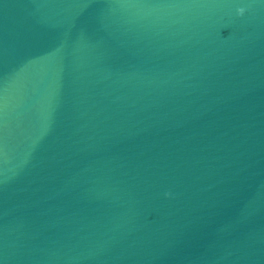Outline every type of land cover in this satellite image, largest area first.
<instances>
[{
	"label": "water",
	"instance_id": "water-1",
	"mask_svg": "<svg viewBox=\"0 0 264 264\" xmlns=\"http://www.w3.org/2000/svg\"><path fill=\"white\" fill-rule=\"evenodd\" d=\"M0 264H264V0H0Z\"/></svg>",
	"mask_w": 264,
	"mask_h": 264
}]
</instances>
